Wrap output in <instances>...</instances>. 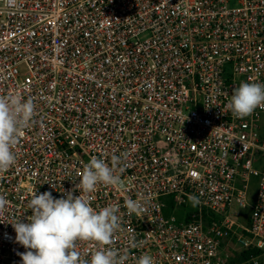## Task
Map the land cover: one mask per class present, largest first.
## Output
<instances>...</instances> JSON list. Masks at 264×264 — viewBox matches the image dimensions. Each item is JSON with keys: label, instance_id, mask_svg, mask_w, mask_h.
I'll use <instances>...</instances> for the list:
<instances>
[{"label": "built area", "instance_id": "2783aa9c", "mask_svg": "<svg viewBox=\"0 0 264 264\" xmlns=\"http://www.w3.org/2000/svg\"><path fill=\"white\" fill-rule=\"evenodd\" d=\"M241 82L264 83V0H0V95L35 105L16 163L0 172V264H21L26 250L8 222H27L34 191L60 198L92 156L111 165L121 153V185L81 195L97 210L121 206L107 247L125 264L143 254L229 264L247 249L240 264H261L264 106L232 115ZM127 198L143 210L130 214ZM233 202L249 208L247 226L232 218ZM97 247L76 250L90 258Z\"/></svg>", "mask_w": 264, "mask_h": 264}, {"label": "clouds", "instance_id": "9594fccd", "mask_svg": "<svg viewBox=\"0 0 264 264\" xmlns=\"http://www.w3.org/2000/svg\"><path fill=\"white\" fill-rule=\"evenodd\" d=\"M264 106V83L241 82L232 90L227 108L236 118H245ZM35 105L31 99L18 95H0V172L16 163L15 148L24 130L34 123ZM126 153L111 157V165L103 158L92 156L83 166L79 183L71 190H63L56 198L50 191L32 193L28 209L32 214L8 222L15 230V242L25 248L17 253L21 264H125L127 257L116 249L107 247L113 243L114 234L121 229L120 205H108L95 209L91 201L81 193H92L98 184L118 187L124 171ZM80 195H74L76 190ZM193 206L199 203L190 196ZM8 201L0 195V213ZM130 214L143 210L142 204L131 198L124 201ZM78 242H95L97 249L85 258L78 252ZM135 264H154L153 258L143 254Z\"/></svg>", "mask_w": 264, "mask_h": 264}, {"label": "rangeland", "instance_id": "374dc122", "mask_svg": "<svg viewBox=\"0 0 264 264\" xmlns=\"http://www.w3.org/2000/svg\"><path fill=\"white\" fill-rule=\"evenodd\" d=\"M260 121L262 122V126H264V115L260 116ZM262 129H264V127H262ZM256 189H257V179L252 177L249 180L248 188H247L248 195H249L251 200L255 197ZM230 210H231V214H232L233 219H237V222L243 226L248 225V215H249V208L248 207L239 209L237 204H235L233 202L231 204ZM166 213L169 214V210L166 211ZM234 247L237 248L236 245H234ZM238 255L239 254H237L236 252H232L231 253L232 259L229 261V264H240L241 262L238 261V258H237ZM261 264H264V259H262Z\"/></svg>", "mask_w": 264, "mask_h": 264}, {"label": "trees", "instance_id": "16d2710c", "mask_svg": "<svg viewBox=\"0 0 264 264\" xmlns=\"http://www.w3.org/2000/svg\"><path fill=\"white\" fill-rule=\"evenodd\" d=\"M251 253H253V251L250 249L241 251L237 257L238 261H240V262L244 261L248 257V255Z\"/></svg>", "mask_w": 264, "mask_h": 264}]
</instances>
